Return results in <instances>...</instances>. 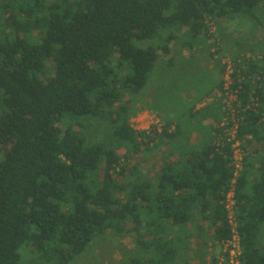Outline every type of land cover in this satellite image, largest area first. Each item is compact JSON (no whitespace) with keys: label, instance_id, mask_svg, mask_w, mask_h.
Masks as SVG:
<instances>
[{"label":"trees","instance_id":"16d2710c","mask_svg":"<svg viewBox=\"0 0 264 264\" xmlns=\"http://www.w3.org/2000/svg\"><path fill=\"white\" fill-rule=\"evenodd\" d=\"M263 9L264 0H0V264H70L108 234L134 240L127 264H229L231 151L214 145L222 81L186 125L166 114L152 135L133 129L143 109L122 99L145 88L181 38L212 49L222 73L232 36L212 34L208 20L261 25ZM247 35L229 58L239 134L260 149L247 148L234 214L240 263L264 264V46L243 57ZM208 119L214 129L190 144ZM138 154L143 168L130 164Z\"/></svg>","mask_w":264,"mask_h":264},{"label":"rangeland","instance_id":"374dc122","mask_svg":"<svg viewBox=\"0 0 264 264\" xmlns=\"http://www.w3.org/2000/svg\"><path fill=\"white\" fill-rule=\"evenodd\" d=\"M259 13L261 15H259L258 19L261 21V25L256 23L254 26L250 24L247 18L243 15L236 16L233 20L227 18L214 21V25L211 24L213 19L208 20V23L210 24V32L212 34L217 35V30H220L223 34L232 36L231 40H226L221 44L224 58L226 56H232L233 59L235 58L234 55L237 54L240 49L234 41L235 39L238 40L239 36L244 33H249V35H247V40H242V42H245V48H242L244 51L243 57H250L251 55L248 51L249 48L247 47L253 46L255 52H258V48L264 46V9ZM253 27L255 29H253ZM181 39H179L178 42L180 46L177 45L175 47L179 52L171 53L168 57L162 56V60L150 74L145 88L137 96H129L127 93H124L123 95V102L128 100L129 102L133 101L135 102L136 109H143V111H147L150 116L153 115L152 117H147L146 115L140 114V111L135 114L130 120V124L131 121L139 120L140 124L136 125V123H134L132 125L133 129L138 132L146 133L144 129L149 126V133L151 135L154 134L155 127H157L155 121L158 120L160 122V118L166 114L169 117L175 115L177 119L179 118L180 121H183V123H185L184 125H186L189 109L193 108L194 105L199 102H197V99L193 101L185 100V93L187 94L190 92L188 90L194 89L192 93L195 97L200 98L203 94L209 91L211 86L213 88L214 80L216 78L218 79V73L214 72L216 70L211 71L208 69L210 65L213 68H216L215 66L220 61L208 60L207 53L212 52L213 50L207 49L206 45L191 47L189 45L193 39ZM183 44L187 45L182 47ZM169 58L175 60V65L172 68H168L163 64ZM205 63L207 66H205ZM219 75L220 81H222L223 72L219 73ZM190 84L192 85L189 87ZM214 96L215 94L213 93L207 94L205 98L201 99V103ZM191 97L192 95L185 98L191 99ZM184 129H186V126ZM196 139L198 140V138ZM248 148L251 150L257 148L260 149L257 144L248 146ZM163 150H165V147ZM130 161V164L136 165L137 167L143 168V166H145L144 156L141 154L130 158ZM157 161L158 159H156V162ZM210 246L211 244L208 242V245L206 246L207 254L204 257V260L207 263H209L210 260ZM136 251V244L131 237L115 238L108 234L99 237L82 255L75 258L70 264H127L125 262L126 258L130 255L136 254ZM200 263V260L198 261L197 259L190 260L188 264Z\"/></svg>","mask_w":264,"mask_h":264},{"label":"built area","instance_id":"2783aa9c","mask_svg":"<svg viewBox=\"0 0 264 264\" xmlns=\"http://www.w3.org/2000/svg\"><path fill=\"white\" fill-rule=\"evenodd\" d=\"M223 69V77H222V92H219L217 95L218 100L222 103V111L225 114L224 119L219 124L218 132L215 135L214 145L216 148H223L224 143L229 145L231 151V167L233 168V177L231 180L230 189L225 195V199L223 202L224 209L227 213V219L229 226L231 228V239L224 242L223 252H229V264H241L239 261L240 256V240L238 237V233L236 230V222H235V201H234V190L233 187L235 185L236 180L241 175L244 168V161L247 157V148L248 142L250 140L249 136L240 135L239 127L242 121V117L240 115V103L238 100L239 89H234V78L232 77L234 71V64L231 62L230 58L226 56L221 60ZM245 80L243 75L237 79L238 83ZM253 105L257 107V102L253 100ZM140 124L139 120L131 121L133 125ZM160 122L158 120L155 121V125L160 128ZM146 133H149V126L144 129ZM223 258L220 259V264L223 263Z\"/></svg>","mask_w":264,"mask_h":264},{"label":"crops","instance_id":"0c3cea01","mask_svg":"<svg viewBox=\"0 0 264 264\" xmlns=\"http://www.w3.org/2000/svg\"><path fill=\"white\" fill-rule=\"evenodd\" d=\"M187 60V59H186ZM159 64V63H158ZM157 64V65H158ZM164 64V63H163ZM163 64H161V65H163ZM160 65V66H161ZM205 66H207V64L205 63ZM208 69H210L211 71H214V70H216L215 68H213L211 65H210V67H208ZM217 71V70H216ZM214 71L215 73H218V79L216 78L215 80H214V83H213V88H212V86L210 87V89H209V91L207 92V93H205V94H203V97L202 98H205L206 96H207V94H211L212 92H213V94H215V88H216V86H217V84L220 82V75H219V71ZM192 90V89H191ZM190 95H192V97H191V99H187V98H185L187 101H193V100H195V96H194V94L192 93V91L191 92H189L188 94H187V97H189ZM212 99H207L206 101H203L201 104H195L194 105V111H198V110H200V109H202L206 104H208V103H206V102H210ZM140 114H142V115H146L147 117H152L153 115H151L150 116V114L147 112V111H143V112H141ZM214 121L213 120H205L202 124H200L199 125V128L201 129V131H199V132H197V131H193L191 134H190V138H189V143L190 144H197V143H199L200 141H201V139H202V133H203V131H207L208 129H213L214 128ZM172 129H173V127H172ZM196 138H198V140L196 139ZM179 158H180V154H178V155H173V156H170L169 157V160L168 161H171V162H177L178 160H179Z\"/></svg>","mask_w":264,"mask_h":264}]
</instances>
